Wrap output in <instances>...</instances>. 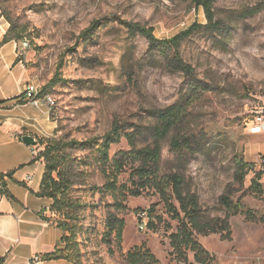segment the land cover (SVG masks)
I'll return each instance as SVG.
<instances>
[{"label": "rangeland", "instance_id": "374dc122", "mask_svg": "<svg viewBox=\"0 0 264 264\" xmlns=\"http://www.w3.org/2000/svg\"><path fill=\"white\" fill-rule=\"evenodd\" d=\"M0 7L26 30L31 47L20 51L21 57L34 83L55 101L53 137L81 142L71 149L82 183L77 195L88 204L77 228L81 264H125L124 254L143 245L160 264H200L192 252L187 263L172 253L170 235L178 221L160 194L139 187L131 167L116 176L98 150L115 121L125 131L142 132L140 142L153 141L154 110L180 101L197 83L203 92L189 105L181 127L192 147L176 152L171 137L164 139L162 172L182 173L185 187L199 194L212 215H225L221 197L228 191L255 214L256 220L243 212L231 218V239L199 236L213 264H264V134L254 136L248 126L264 105V0H213L212 25H206L205 10L194 0H0ZM128 21L152 26L159 38L202 24L181 46L195 78L168 69L146 37L130 34ZM94 22L99 25L93 33H84ZM130 148L122 137L111 145L109 157ZM238 160L251 166L244 180L236 178ZM258 176L262 191L254 187ZM112 179L116 189L107 185ZM138 189L140 195H134ZM150 208L155 229L141 227L150 219L141 214ZM111 214L125 222L121 241L109 229Z\"/></svg>", "mask_w": 264, "mask_h": 264}, {"label": "trees", "instance_id": "16d2710c", "mask_svg": "<svg viewBox=\"0 0 264 264\" xmlns=\"http://www.w3.org/2000/svg\"><path fill=\"white\" fill-rule=\"evenodd\" d=\"M194 1L198 8H204L208 19L206 25L216 23L213 0ZM2 13L5 16L3 11ZM7 20L10 22L9 18ZM124 23L130 34H141L147 38L150 48L159 51L166 59L168 69L173 72H183L186 76L195 78V68L184 59L181 46L189 36L203 26L202 24L195 23L170 38H159L155 35L152 26L132 21ZM98 25L99 22H94L84 33L92 34ZM25 31L24 28H18L10 22V28L5 35L4 42L26 38L24 37ZM203 89V85L194 84L188 94L180 101L165 108L154 110L156 123L151 128L153 141L140 142L142 132L137 130L125 131L126 127L120 121H115L112 129L104 135L100 145H98V150L101 152L102 161L105 165L111 162L112 173L116 176L125 171L127 167H131L132 175L139 179V187L142 189L153 188L160 194L172 218L178 221L176 231L170 235L172 253L177 260L187 263L189 253L192 252L196 262L213 264L214 256L200 242L199 236L221 234L223 238L231 239V218L233 216L241 212L245 213L250 220H256V216L251 210H244L241 200L235 201L229 191L221 197V205L225 210V215H212L202 204L199 194L185 187L186 180L182 173L178 171L162 172V141L164 139L171 137V146L176 152H181L185 148L189 150L192 147L190 134L181 127L187 117L189 105L200 99ZM46 93L47 90L42 88L41 95ZM122 137L128 140L131 148L119 151L111 159L109 157L110 147L114 143H119ZM37 141L43 147L39 158L45 163V173L38 196L53 200L51 211L54 216L50 219L63 232V246L52 252L42 254L41 259L64 258L74 264H81L77 228L82 217V211L86 210L88 204L77 195L76 187L82 183L77 180L78 158L71 154V149L77 147L81 142L78 140L67 141L59 136L38 138ZM250 167L248 162L238 160L236 178L244 180ZM7 175L11 176L12 174L0 172V194L12 196L5 183ZM107 175L108 177L111 176V174ZM260 178L261 176H258L254 180V187L258 191H262ZM115 182L116 180L112 179L107 185L111 189H116ZM132 193L140 195L141 190L138 189ZM154 211L155 209L150 208L149 212H144L150 218L147 223L150 229L157 227ZM124 224L123 219L118 218L115 214L110 215L109 229L111 232L116 230V236L120 241L122 240ZM2 261L3 258H0V264ZM124 261L125 264H160L155 253L144 245L136 246L126 252Z\"/></svg>", "mask_w": 264, "mask_h": 264}, {"label": "crops", "instance_id": "0c3cea01", "mask_svg": "<svg viewBox=\"0 0 264 264\" xmlns=\"http://www.w3.org/2000/svg\"><path fill=\"white\" fill-rule=\"evenodd\" d=\"M9 28L0 8V172L12 174L5 179L12 196L0 194L1 264H74L64 258L41 259L63 246V232L50 219L53 200L38 196L45 163L32 157L31 146L22 137H53L55 122L47 106L24 98L27 85L34 81L17 40L4 42Z\"/></svg>", "mask_w": 264, "mask_h": 264}, {"label": "built area", "instance_id": "2783aa9c", "mask_svg": "<svg viewBox=\"0 0 264 264\" xmlns=\"http://www.w3.org/2000/svg\"><path fill=\"white\" fill-rule=\"evenodd\" d=\"M30 47V41L27 38L21 39L18 43V48L22 52L28 50ZM22 52H20V54ZM24 98L38 107L42 105L47 106L49 111H51V109L55 105V101L52 98L51 94L47 92L46 94L41 95L40 87L34 83H29L27 85L24 92ZM248 126L249 131L252 134H264V105L259 107L258 110L254 112L251 118V122L248 124ZM42 150L43 147L38 143L31 146V151L36 158L40 157ZM262 161L264 162V157ZM141 216L145 218L146 214L142 213ZM145 226H147V222L145 219H143L141 227L144 228Z\"/></svg>", "mask_w": 264, "mask_h": 264}, {"label": "water", "instance_id": "95a60500", "mask_svg": "<svg viewBox=\"0 0 264 264\" xmlns=\"http://www.w3.org/2000/svg\"><path fill=\"white\" fill-rule=\"evenodd\" d=\"M22 140H23L24 143H25L26 145H28V146L36 145V144L38 143L37 139H36L34 136L29 135V134L24 135V136L22 137Z\"/></svg>", "mask_w": 264, "mask_h": 264}]
</instances>
